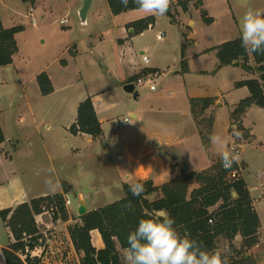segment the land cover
<instances>
[{
    "label": "rangeland",
    "instance_id": "1",
    "mask_svg": "<svg viewBox=\"0 0 264 264\" xmlns=\"http://www.w3.org/2000/svg\"><path fill=\"white\" fill-rule=\"evenodd\" d=\"M263 1L229 0L231 7L230 16L232 18V13L235 15L240 34L242 17L245 12L249 7L263 9ZM82 4L83 0H0V17L3 25L5 27L23 26L15 34L18 52L14 56L13 65L0 66V121L5 133L10 138H17L19 144L22 143V139L24 140L26 134H30L31 136L34 134V132H31V128L18 126V113L23 108L26 98L36 104L39 103L43 107V110L37 113V117L41 116V118H47L58 123L64 116L65 108L73 104L81 95L104 90V93L106 92L107 94H102L104 96L101 99L111 109L110 115L113 117L114 126L116 125L121 130H127L132 125L124 121V117L133 120L128 115V111L135 109V107L144 110L147 114L146 117L153 118L154 120H158L160 117L159 119L161 120L159 121H162L166 116L169 118L170 116L167 113L172 109V100L175 98V95L172 96L169 92L173 91L176 95L178 94L177 96L183 95V86L187 88H191L190 85L192 84L197 86L200 90L196 91L200 95L210 97L220 95L223 105L217 106V110L215 111L217 120L218 117L219 120L226 118L231 106L247 97V91L242 90L239 92L236 90V83L248 78V73L240 65L230 64L228 65L229 67L225 66L226 68L219 72L215 69L217 66L212 65V68L215 67L213 69L214 72L209 73V75L183 77L181 74L174 73L173 64L170 61L162 63L163 68L157 73L156 91H152L142 84H136L139 99L135 100L131 94L123 89L125 66L120 61V49L117 41L121 34L120 27L123 26V22L127 18L131 17V14L113 16L106 0H93L88 12V24L84 25L81 23L79 16V9ZM31 8L33 9L32 14H30ZM221 9L218 7L217 9H210L208 12L211 16H214L217 13L216 11ZM61 19L65 20L64 24L60 23ZM228 21V19L219 16V19L214 24H204L202 27H198L196 39H198L199 44L196 45L195 49L212 45V43H216L215 41L222 37L233 38V34L229 32ZM166 22V19H162V26H166ZM176 30L177 28L175 27L174 31ZM173 34V30H168L167 41L170 43H173ZM137 40L139 42L134 43L136 47L143 45L158 46L156 44L159 42L156 30L147 33L145 37L137 38ZM93 49L95 52H93ZM161 50L162 47L156 49L153 53L155 58L158 55L159 58L164 59L160 54ZM169 50L170 53H174V45L167 48L166 54H168ZM98 54L102 56L101 60L95 58ZM207 56L203 58H208ZM210 56L215 58H212L214 64L216 62L218 64L219 61L214 52ZM93 57L97 60L93 59ZM95 61H97L96 65ZM250 62L253 67L257 66L253 58H251ZM166 65H169V67ZM44 71L52 77L53 83L58 88L54 95H40V87L35 76ZM131 74L128 80L137 83L138 73ZM143 74H140V76ZM217 91L220 92L216 93ZM158 92H162L163 96L161 98ZM152 105L156 106L159 113L154 115L148 114V108L152 107ZM228 106L229 108L227 109ZM173 108H178V106H174ZM257 109H260L261 113L256 111ZM177 113L180 114L179 109H177ZM213 113L214 109L208 108L203 116H198V121L202 117L213 118ZM242 118L236 123L231 118V125H233L230 128L231 138H224L221 133V124L218 125L216 135L221 138L222 145H217V154H221L223 151L232 153L231 147L239 146L241 152L238 155L239 160L236 162L238 165V178L244 177V171L247 167L245 161L242 160L243 156L250 165L245 176L258 203V211L263 222L262 236L261 233L259 234L260 229H258L256 237H260L261 239H256V242L249 249L243 248L241 236L232 242L219 238L215 250H219L222 253L227 252L231 260L232 258H240L243 254L246 255L247 253L250 254L251 258L249 264H264V187L260 186V183H264V109L254 105L244 119L246 126L250 125L253 127L254 136H251L249 129H246L242 125ZM163 130L164 132H169L165 128V125ZM234 130L241 133V135L239 137L234 135ZM41 132L46 133L44 127H42ZM38 135L40 136V134ZM35 141L38 140L35 139ZM37 145L33 155L26 156L20 153L14 158V169L27 184L35 181L39 183L41 189L55 191L57 189L55 165L62 163L72 165V168L66 171L69 173L67 175L77 181V185L81 187L79 189H82V192L90 189L84 192V197L82 195L78 196L77 191L73 193L67 192L68 194L64 195V199H71V205L65 209L68 219H70L69 224L72 225L79 222L78 218H80V214L78 213V207L80 204L84 203L86 206L88 204L89 207H94L105 201L103 200L105 199L103 198V190L100 188L94 190L96 194L97 191L99 193L97 195V204L91 205L89 202L92 199V197H89L91 194L86 193L93 191L90 187L100 184L95 178L99 177L100 179L106 173H110L114 168L112 165L106 167L104 161H93L86 157L84 158L83 151L75 157H61L58 155L52 161L45 149L39 143ZM81 146L82 148H86L84 142L81 143ZM166 149L174 155L179 154L182 150L178 147H167ZM209 149H206L208 153ZM161 151L163 153V149ZM208 157L203 151L196 152L195 154L199 165L205 163ZM220 160L221 155L212 159L213 162ZM58 173L60 174V171ZM183 173L186 172L180 166L177 177H180ZM35 177L36 179H34ZM227 180H230V178L228 177ZM116 191L113 190V192ZM151 196L150 198H153ZM43 205L47 208L53 207V210L50 209L49 213L43 215L44 218L49 220H64L59 203L56 202V205H51L44 202ZM43 224L39 221L41 228L44 226ZM50 229L54 231L53 235L55 236L60 233L54 227ZM1 234L2 227L0 226ZM47 236L52 237L48 233ZM64 238L66 239V237ZM42 244L44 248L41 249L40 254H44V251H49L50 253L51 250L48 248L49 243H46V238L43 239ZM119 251L124 261V249L119 248ZM32 256L38 255L34 252ZM62 260L66 262L65 264H79L80 261L79 258V261L77 260L75 255L69 257L67 253L62 254Z\"/></svg>",
    "mask_w": 264,
    "mask_h": 264
},
{
    "label": "crops",
    "instance_id": "2",
    "mask_svg": "<svg viewBox=\"0 0 264 264\" xmlns=\"http://www.w3.org/2000/svg\"><path fill=\"white\" fill-rule=\"evenodd\" d=\"M177 2L178 0H171L172 12L176 20L175 22L172 21L171 18L166 14L164 16H155V23L139 34H134L133 29L129 28L128 24L133 21L146 18L150 16L149 14H145L144 12L140 11L139 8L128 10L118 15H113L111 13L113 16H119L121 14L128 13L131 14V17L127 18L123 22V26L120 27L121 34L117 39L118 47L120 49V61L125 66L123 72V85L125 83H128V77L131 73H133L131 75L138 73L139 76L142 73L145 74L148 72L159 73L163 68L162 63H167L170 61L173 64L172 67L174 73L181 74L183 75V77L209 75V73L214 72L213 69L216 66L217 67L215 69L217 70V72L223 70L228 66L225 65L226 67L222 66L218 68L219 62L218 64L217 62L214 64L213 59L215 58L210 55L214 52L217 57L216 47L226 41L233 40L241 36L239 32L240 29L238 28V25L236 23L235 15L232 13V18L230 16L231 7L229 5V0H190L186 4V7L184 9L179 4H177ZM262 5L263 9L260 10L264 11V1ZM218 7L222 9L217 10V13L214 14V16H211L208 11L210 9H217ZM203 15H206V17L211 20L207 22L204 19ZM219 16H222L223 18L229 20V32L233 34V38L222 37L215 41L216 43H212V45L210 44L205 48L201 47L200 49H195L196 45L199 44L198 39H196L197 28L202 27L204 24H214L219 19ZM162 19L167 20L166 26H162ZM87 24L88 21L85 25ZM175 27L177 28L176 31H174ZM155 30L157 39L158 35L160 33H163L162 38L158 39L159 42L158 44H156L158 46H135L134 43L139 42L137 38L145 37L147 33L153 32ZM168 30H173V43L167 41ZM173 45L175 47L174 53H170L169 50L168 54H166L167 48ZM159 47H162L160 54L164 57V59L159 58L158 55L155 58L153 55V53ZM182 48H184V55L187 62L188 70L186 72H183L181 70ZM93 52H95L94 49ZM142 53L149 56V62L146 63L142 60ZM166 55L167 57L165 58ZM206 55H208V58H203ZM95 58L101 60L102 56L98 54L97 56H95ZM95 58L93 57V59ZM65 62L68 63L67 60H65ZM96 62L97 61H95V65L97 64ZM13 63L10 65H13ZM212 65H215V67L212 68ZM166 66L169 67V65ZM247 73L248 78L258 77V73L256 71ZM38 75H36L35 78ZM47 75L52 82L53 92L48 95H43L40 92V95L42 96L54 95L58 89L57 86H55V84L53 83L52 77L49 74ZM192 83H194V81H192ZM190 87L191 88H187L186 86H183V95L180 94V96H177L178 94L176 95L173 91L169 92L170 95H175V98H173L172 100V109L167 113V115L170 117L168 118L166 116L162 119V121H159L161 120L159 119L160 117L158 118V120L146 117L147 114L142 109H138L136 107L135 109H130L128 111V115L131 116L133 120L128 117H124V121L129 122L132 125V127L128 128L127 130H121L116 125L114 126L112 121L113 117H111L110 115L111 109L109 108V105L101 99L102 96L107 94L106 92L104 93V90L98 91L96 93H84L83 95H81L73 104H70V106L65 108L64 116L58 123L47 118H41V116L37 117V113L43 110V107H41L39 103L36 104L35 102H32L31 100L26 98L23 108L18 113V126L31 128V132H34L32 136L30 134H24V140L22 139V143L19 144L17 138H10L5 133L0 121V128L5 138V140L0 143V212L3 209L15 208L17 205L24 202H29L34 198L54 195L56 193H63L62 183H65L67 185V187L69 188L68 192L73 193L77 191L78 196L82 195L84 197V192L90 190L87 189V191L82 192V189H79L81 187L77 185V181L67 175L69 173L66 171L70 170V168H72V165L62 163H58L57 165H55L57 187L55 191H46L44 189H41L39 183L35 181L31 182V184H27V182L24 181L15 171L14 158L20 153H23L26 156L33 155L38 146L37 143H39V145H41L45 149L47 155L51 158L52 161L58 155L61 157H75L77 154L83 151L84 158L86 157L87 159H91L93 161L101 160L102 162H105L104 164H106V167L110 165L114 167L110 173H106L100 179L99 177H96L95 180H97V182H100V184L96 185V188L90 187L93 191L86 193L89 195L91 194L89 196L92 197V199L89 200L91 205L97 204L98 202L97 195H99V193L97 191L96 194V192L94 191L95 189H102L104 194L103 198H105L103 199L105 201H103L102 204L99 202L100 204L94 207H89V205L85 201L87 204V206H85L87 207L88 211L97 209L103 205L122 198L124 196L123 185L126 183L132 184L140 179H150L153 181V184L155 186L159 187L177 176L180 166L183 170L184 163L189 166L188 171L191 172H199L209 168L214 163L212 159L221 154H217V145H214L212 142L210 143L209 153L203 146L201 137L198 133L197 123L194 119L193 113L191 112L190 99L210 96L200 95L199 93H197L196 90H200V88L198 89V87L194 86L193 84L190 85ZM236 90H238L239 92L242 90L247 91L249 95V90L246 86L236 87ZM218 92L220 91H217L216 93ZM158 93L159 97L161 98L163 96L162 92ZM87 97H90L92 99L94 109L102 127V133L97 138H93L91 135L85 133L73 134L70 131V126L76 121L77 118L78 105ZM211 97L214 99V103L209 107L214 109L211 135H216L217 127L219 124H221L222 136L226 139L231 138L230 128L231 126H233L231 125V110H233L237 104L234 103L231 106L226 118L219 120L218 117L217 120L215 111L217 110V106L223 105V103L220 99V95ZM138 99L139 96L135 100ZM174 106H178V108H173ZM253 106L249 107L246 110L242 118V125L246 129H249V133L251 136H254L253 127L248 124L247 125L249 127L246 126V123H244V119L246 118L250 109L253 108ZM228 108L229 106L227 107V109ZM177 109L180 110V114L177 113ZM148 111V114L151 115L159 113V110H157L155 105H152V107L148 108ZM256 111L261 113L260 109H257ZM126 118H128V120H125ZM164 125L169 132H164ZM42 127H44L46 131L45 134L41 132ZM38 134H40L41 137ZM145 138H147V140H145ZM35 139H37L38 141H35ZM82 142L85 143L86 148H82ZM167 147H178L182 150L179 154L174 155L173 153L167 151ZM162 149L163 153L161 151ZM200 151H203L206 155L209 156L207 161L201 165L197 163V160L195 158L196 152ZM242 160H244L247 164L243 178L249 190L252 204L260 218L261 226L259 228V234L261 233L262 236L263 222L260 212L258 211V203L245 176L246 171L248 172L250 168V165L245 160L244 156ZM57 166H59V168H57ZM59 171L60 174L58 173ZM34 179H36V177ZM260 186L264 187V183H260ZM113 190L117 191L113 192ZM64 195H66V193H64ZM156 196H161V193L159 192L153 194L151 197L154 198ZM78 219L79 222H81V219ZM39 221L44 223V226L42 228L39 225ZM37 223L40 227V230L45 234L44 237L46 238V243H49L48 248L51 250L50 253L49 251H44V254H40V252L42 251L41 249L44 248V246H42L34 251L36 255L41 256V264H65L66 262L62 260V254L64 255V253H67L69 257L75 255L77 257V260L78 258H80V255L76 252L69 235L68 227L69 225H71L69 224L70 219L49 220L42 216L41 219L40 217H37ZM0 226L2 227V234L0 235V264H6L3 257L2 248L6 247L10 242H12L13 237L10 233L9 228L2 220L1 216ZM44 227L47 228L45 229ZM51 227H54V229L60 231V233L56 236L53 235L54 231H51ZM47 233L49 235H52V237L47 236ZM90 235L92 245L96 249H101L104 247L103 240L97 229L91 230ZM64 237H66V239ZM237 237L239 236H236V238ZM259 239L261 238L259 237ZM247 255L249 256L250 254Z\"/></svg>",
    "mask_w": 264,
    "mask_h": 264
},
{
    "label": "trees",
    "instance_id": "3",
    "mask_svg": "<svg viewBox=\"0 0 264 264\" xmlns=\"http://www.w3.org/2000/svg\"><path fill=\"white\" fill-rule=\"evenodd\" d=\"M106 1L113 15L138 8L131 0L126 8L120 0ZM189 1L178 0L177 4L184 9ZM166 15L172 21H176L172 5ZM203 17L206 21L211 20L206 15ZM154 23L155 16L150 15L129 23L128 27L133 29L134 34H139ZM22 28L21 25L5 27L0 17V66L13 63L14 56L18 52L15 34ZM216 50L218 68L235 64L240 65L246 72L258 73V77L236 83L237 87L246 86L249 95L241 99L233 109L231 118L235 123L240 121L252 105L264 109V55H250L245 52L241 47L240 37L222 43L216 47ZM251 58L256 62V67L251 65ZM181 70L183 72L188 70L184 48H182ZM36 80L43 95L53 92L52 82L45 72L40 73ZM213 103L212 97L190 99L191 112L197 123L203 146L207 150L211 143L209 137L212 133L213 118L202 117L198 121V116H203ZM70 131L73 134H89L93 138L101 135V123L90 97L79 103L77 118L70 126ZM4 140L0 128V143ZM233 169H238L236 162L225 169L220 160L205 170L189 171L180 177L175 176L159 187L150 179H140L135 183L143 184L145 190L139 197H134L129 191L130 184H124L122 198L80 215L81 222L69 225V235L76 252L80 255V264H94V257L99 264H124L119 248L127 247L129 232L136 229L140 219L152 218L153 214L161 209L167 210L175 220L173 227L181 236L189 235L210 253L216 249L219 238L232 242L236 236H241L243 248L249 249L256 239H259L256 236L261 222L252 204L245 180L238 177L227 180L228 172ZM62 186L63 193L41 196L21 203L15 208L1 210L0 216L13 237V241L2 248L6 264H41L40 255L32 256L35 250L43 246L42 241L45 238L36 216L41 213L44 202L50 204L56 200L63 212V219H68L64 207V193H67L69 188L65 183ZM159 192L161 196L150 198L151 195ZM93 229H97L101 235L104 243L101 249H96L92 245L90 231ZM250 259V256L243 254L240 258L230 259V264H249Z\"/></svg>",
    "mask_w": 264,
    "mask_h": 264
},
{
    "label": "clouds",
    "instance_id": "4",
    "mask_svg": "<svg viewBox=\"0 0 264 264\" xmlns=\"http://www.w3.org/2000/svg\"><path fill=\"white\" fill-rule=\"evenodd\" d=\"M140 11L153 16H164L171 0H131ZM126 8L129 0H120ZM241 47L248 54L264 55V11L249 7L242 17ZM234 135L241 133L234 130ZM214 145H222L219 136L209 137ZM238 154L229 151L221 153V164L225 169L238 162ZM141 183L129 185L134 197L144 192ZM175 220L165 209L156 211L152 218L140 219L134 231L127 236L124 249V264H230L227 252L219 250L209 252L189 235L181 236L173 227Z\"/></svg>",
    "mask_w": 264,
    "mask_h": 264
},
{
    "label": "built area",
    "instance_id": "5",
    "mask_svg": "<svg viewBox=\"0 0 264 264\" xmlns=\"http://www.w3.org/2000/svg\"><path fill=\"white\" fill-rule=\"evenodd\" d=\"M30 12H31L30 14H32V12H33V9L32 8L30 9ZM60 23L64 24L65 23V20L64 19H61L60 20ZM162 36H163V33H160L158 35V39H161ZM142 60L144 62H146V63L149 62V56L146 55V54H144V53H142ZM156 76H157V73L156 72H148V73H145V74L139 76L137 78V80H136L137 83H134L133 82L134 85H135V89H136V84H142L143 86L148 87L152 91L156 90V88H157V86H156ZM125 120H128V118H126ZM231 152H232V154H238L239 155L241 151H240L239 146H235V147L232 146L231 147ZM237 173H238V170L237 169H233V170H231V171L228 172L227 178L229 177L230 180H233V179L237 178ZM50 204L51 205L52 204L53 205H56V200H54ZM64 205H65V209H67L71 205V199L70 198L64 199ZM50 209L53 210V207L51 206V208H47L45 205H42V211H41V213H39L36 216V221H37V217H40V219H41V217L44 214L49 213V210ZM209 221L211 222L212 220L210 219Z\"/></svg>",
    "mask_w": 264,
    "mask_h": 264
},
{
    "label": "water",
    "instance_id": "6",
    "mask_svg": "<svg viewBox=\"0 0 264 264\" xmlns=\"http://www.w3.org/2000/svg\"><path fill=\"white\" fill-rule=\"evenodd\" d=\"M91 3H92V0H83V4H82L81 8L79 9V16L81 19V23L84 25L87 22V13H88V10L91 6ZM123 89L127 93L131 94L133 96V98H135V99L138 98L139 92L137 91V89H135V85L133 82L125 83L123 85ZM183 166H184L183 167L184 172H187L189 170V166L186 163H184ZM234 195H235V193H234ZM86 212H88V211H87V207L85 206V204L84 203L80 204V206L78 207V213L80 215H83ZM93 260H94V264H99L97 262V260L95 259V257L93 258Z\"/></svg>",
    "mask_w": 264,
    "mask_h": 264
}]
</instances>
